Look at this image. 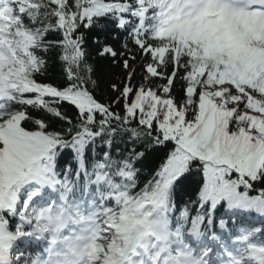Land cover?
Wrapping results in <instances>:
<instances>
[{
  "label": "snow or ice",
  "instance_id": "obj_1",
  "mask_svg": "<svg viewBox=\"0 0 264 264\" xmlns=\"http://www.w3.org/2000/svg\"><path fill=\"white\" fill-rule=\"evenodd\" d=\"M0 264H264V0H0Z\"/></svg>",
  "mask_w": 264,
  "mask_h": 264
},
{
  "label": "trees",
  "instance_id": "obj_2",
  "mask_svg": "<svg viewBox=\"0 0 264 264\" xmlns=\"http://www.w3.org/2000/svg\"><path fill=\"white\" fill-rule=\"evenodd\" d=\"M87 35H92V33H88ZM88 47H89V50H91L94 47L91 40L88 41ZM91 62L96 65L97 76L100 77L101 91H106L107 81L111 80L114 76H120L122 74V70L119 67L110 66L108 61H99V60L93 59ZM49 75L58 76V68L50 72ZM175 94L177 96L180 95L179 85H177ZM65 158H68L67 153L65 154ZM144 163H145V167L143 169V175L141 179H144L147 176V174L153 169V167L158 163V161L155 158H149V160L145 161ZM193 187L194 185L187 184L184 186V190L191 192ZM252 194H255V193H252Z\"/></svg>",
  "mask_w": 264,
  "mask_h": 264
}]
</instances>
